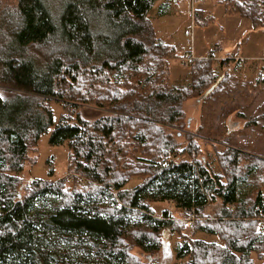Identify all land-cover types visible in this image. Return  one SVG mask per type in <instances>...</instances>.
<instances>
[{
    "label": "trees",
    "instance_id": "trees-1",
    "mask_svg": "<svg viewBox=\"0 0 264 264\" xmlns=\"http://www.w3.org/2000/svg\"><path fill=\"white\" fill-rule=\"evenodd\" d=\"M157 1L18 0L16 6L0 9V85L11 90L0 95V264H158L156 259L135 261L125 247L126 234L132 230L134 246L156 253L159 236L171 229L172 221L168 209L157 218L155 203H169L191 225V216L198 218L217 199L223 208L216 224L225 233L211 226L197 231L218 237L221 244L186 243L176 251V260L209 264L198 259L213 254L220 257L214 264H255L253 255L264 261V232L254 220L264 217V196L260 193L252 206L242 196L246 180L236 173L240 152L228 149L231 155L219 159L227 178L197 160L175 161L178 145L165 128L182 126L184 103L210 90L217 76L213 63L197 61L196 81L189 88H167L160 81L175 50L157 36L150 21ZM216 1L253 28L264 29V0ZM172 2L160 6L159 17L170 14ZM80 74L89 84L127 83L126 101L120 90L104 98L121 116L88 123L64 114L55 121L51 104L74 97L67 79L80 86ZM81 93L88 91L82 86ZM83 100L81 96L79 102L88 103ZM51 128L50 145H66L71 153L68 174L101 189L70 192L52 168L46 180L34 182L24 196L18 193L31 149ZM126 131L132 146L163 150L152 159L138 155L132 164L139 169L127 168V179L110 177L119 168ZM133 178L143 180L131 189ZM110 184L123 206L101 205L110 198Z\"/></svg>",
    "mask_w": 264,
    "mask_h": 264
},
{
    "label": "rangeland",
    "instance_id": "rangeland-1",
    "mask_svg": "<svg viewBox=\"0 0 264 264\" xmlns=\"http://www.w3.org/2000/svg\"><path fill=\"white\" fill-rule=\"evenodd\" d=\"M169 1L158 0L149 15L157 36L174 47L175 50V54H172V56L170 54L168 57V72L165 78H160V81L165 80L164 83L167 88L187 89L193 85V81L196 79L193 74H197L195 72L196 66L185 68L182 67L180 62V58L188 55L192 48L199 60L198 63H213L217 77L212 85L221 80L212 94L205 96L209 89H203L184 103L183 109L186 115L182 126L165 128L166 132L172 135L173 142L178 145V150L175 152L178 158H175V161L181 163L197 160L203 162L202 164L209 170L212 169L217 174H224L227 178L225 168L223 169L220 166L219 159H223V155H231L227 153L226 150L228 149L239 151L241 155L236 173L246 180L240 186V191L242 196L245 197L246 203L252 206L260 193L264 196V62L260 60L264 52V29L253 28L249 20L231 14L226 6L217 3L216 0H205L203 4L198 6L200 13L196 18L194 44L191 47L186 33L187 27L191 24V19L187 14L190 8V0H180V7L173 4L170 14L159 17L160 6ZM17 4L18 0H0V9L14 7ZM211 53H214V58L208 60ZM199 55L204 58L200 59ZM225 59L227 60L226 66H222L220 61ZM79 77L78 79L82 83L80 86L67 79L69 86L72 84L71 93L74 97L63 98L60 103L54 101L51 104L55 112V121L64 114L68 115V118L73 122L76 121L77 117H80L81 120L88 123L120 115L111 110L110 103L104 98L113 96L115 94L113 92L120 90L118 93L125 95L123 102L126 101L127 83L117 85L112 81L108 84L104 81H96L89 84L90 79H87L86 76V79L84 76L83 78L82 76ZM160 81L154 84L153 87H158ZM129 84L132 85L133 82L129 81ZM82 86L88 93H81V96L84 100L87 99L88 103L79 102L81 98L79 92ZM10 91L0 85V95ZM201 92L203 94L197 96ZM102 100L105 103H100ZM229 123H238L239 128L229 133ZM51 130L52 128L40 138L36 148L31 149L30 159L21 174L22 181L18 193L24 196L27 188L34 182L46 180L52 168L55 170L54 178L61 179L65 183L66 190L70 192L86 194V192L95 193V188L101 189V185L95 184L86 178L82 183L76 182V178L75 181H70L67 178L69 175L67 166L70 162L71 153L66 145H50ZM132 144V141L127 138L126 131V136L123 138L121 145L125 147L119 162V168H114L110 177L116 174L127 179V168L139 169L132 164V161L138 155L152 159L157 154V150L158 153L163 150L160 147L155 150L150 146L147 149V147L141 148L136 145L132 146ZM31 180L34 181L28 183ZM142 180L143 178H133L129 188L133 189ZM124 190H127V187ZM107 194L110 198L105 199L101 205H124L118 199V191L113 184L109 185ZM114 201L116 204L113 203ZM153 206L157 210V218H160L163 209L170 210L172 226L170 230L166 229L164 231L167 232L168 238L164 239L163 236H159L161 246L156 253L146 252L134 246L130 242L133 239L132 233H135L132 230L129 235L126 234L125 247L127 249V246H129L130 255L135 258V261L138 258L142 262L156 259L158 264H182L181 261L176 260V251L184 244L193 243L195 240L221 244L218 237L197 231V228L202 226H211L219 233H225L216 224L217 216L223 208L220 199L210 203L204 210L197 213L198 218H196L197 222L194 227L188 225L189 222L187 223L188 220L182 211L172 208L169 203H155ZM231 210L235 211V207L231 206ZM254 220L259 221L261 230L264 232V217ZM163 240L168 243L169 252L164 253ZM252 259L255 264L264 263L257 255H253ZM218 260H220V257L213 258L212 254L207 256L205 261L199 257L198 263L209 262V264H214Z\"/></svg>",
    "mask_w": 264,
    "mask_h": 264
},
{
    "label": "built area",
    "instance_id": "built-area-1",
    "mask_svg": "<svg viewBox=\"0 0 264 264\" xmlns=\"http://www.w3.org/2000/svg\"><path fill=\"white\" fill-rule=\"evenodd\" d=\"M205 2V0H190V8H189V18L191 19V24L187 27L186 33H187V37H188V43L191 45V47L194 44V36H195V24H196V18H197V14L199 9V5L203 4ZM175 6L180 7L181 6V2L180 0H173L172 2ZM214 53L209 54V59L214 58ZM261 61L264 62V53L261 56ZM198 60V58L195 56L194 54V50L193 48L191 49V52L182 57V59L180 60V62L182 63V67H190L193 66ZM69 180H73L75 181L76 178V182L81 183L80 178L74 176V175H68L67 177ZM191 225H193V227L195 226L196 223V218L194 216H191Z\"/></svg>",
    "mask_w": 264,
    "mask_h": 264
},
{
    "label": "water",
    "instance_id": "water-1",
    "mask_svg": "<svg viewBox=\"0 0 264 264\" xmlns=\"http://www.w3.org/2000/svg\"><path fill=\"white\" fill-rule=\"evenodd\" d=\"M218 84H219V82L217 83V84H215L207 93H206V96L207 95H209L215 88H216V86H218ZM237 128H239V124L238 123H229L228 124V132L229 133H232L233 131H235ZM34 180H31V181H29L28 183H30V182H33ZM163 237H164V239L165 238H168V234H167V232H164V234H163ZM162 244H163V250H164V253H166L167 251L169 252V245H168V243L167 242H165V240H163V242H162Z\"/></svg>",
    "mask_w": 264,
    "mask_h": 264
},
{
    "label": "crops",
    "instance_id": "crops-1",
    "mask_svg": "<svg viewBox=\"0 0 264 264\" xmlns=\"http://www.w3.org/2000/svg\"><path fill=\"white\" fill-rule=\"evenodd\" d=\"M187 14H188V13H187ZM263 53H264V52H263ZM199 56H200V55H199ZM202 58H204V57H201V56H200V59H202ZM225 60H226V59H225Z\"/></svg>",
    "mask_w": 264,
    "mask_h": 264
},
{
    "label": "bare ground",
    "instance_id": "bare-ground-1",
    "mask_svg": "<svg viewBox=\"0 0 264 264\" xmlns=\"http://www.w3.org/2000/svg\"><path fill=\"white\" fill-rule=\"evenodd\" d=\"M81 183L83 182L82 179H80Z\"/></svg>",
    "mask_w": 264,
    "mask_h": 264
}]
</instances>
